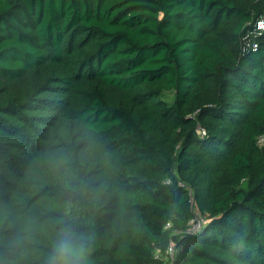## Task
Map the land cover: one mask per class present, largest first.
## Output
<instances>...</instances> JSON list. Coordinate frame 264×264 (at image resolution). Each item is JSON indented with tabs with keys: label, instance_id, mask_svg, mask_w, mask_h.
Listing matches in <instances>:
<instances>
[{
	"label": "trees",
	"instance_id": "trees-1",
	"mask_svg": "<svg viewBox=\"0 0 264 264\" xmlns=\"http://www.w3.org/2000/svg\"><path fill=\"white\" fill-rule=\"evenodd\" d=\"M262 18L264 0H0V264H45L69 198L91 264H166L171 242L175 264H264Z\"/></svg>",
	"mask_w": 264,
	"mask_h": 264
},
{
	"label": "clouds",
	"instance_id": "clouds-1",
	"mask_svg": "<svg viewBox=\"0 0 264 264\" xmlns=\"http://www.w3.org/2000/svg\"><path fill=\"white\" fill-rule=\"evenodd\" d=\"M60 182L66 192L83 194L82 189L73 184L67 170ZM74 204L72 198L65 201V214L57 222L45 264H91L92 237L80 231V226L72 213ZM22 242V238H10L9 247L18 246Z\"/></svg>",
	"mask_w": 264,
	"mask_h": 264
},
{
	"label": "built area",
	"instance_id": "built-area-1",
	"mask_svg": "<svg viewBox=\"0 0 264 264\" xmlns=\"http://www.w3.org/2000/svg\"><path fill=\"white\" fill-rule=\"evenodd\" d=\"M264 29V18L259 19L254 26V28L248 33H258L259 31ZM248 34L245 36V38L248 37ZM248 42L246 43V47L244 48L245 50L248 49L251 46V40H247ZM254 48L257 47V44L255 43ZM203 219L202 218H194L190 221L191 223V229H198L200 225L202 224ZM170 223L166 225V227H169ZM176 244L174 242H171L168 247L166 248L164 255L161 254V251L156 252V257L160 258L161 260L165 261L166 264H175V254H176Z\"/></svg>",
	"mask_w": 264,
	"mask_h": 264
},
{
	"label": "rangeland",
	"instance_id": "rangeland-1",
	"mask_svg": "<svg viewBox=\"0 0 264 264\" xmlns=\"http://www.w3.org/2000/svg\"><path fill=\"white\" fill-rule=\"evenodd\" d=\"M163 98H165L169 103H171L173 101V91L165 92ZM260 142L263 143V140H261ZM194 211L197 213L195 208Z\"/></svg>",
	"mask_w": 264,
	"mask_h": 264
}]
</instances>
